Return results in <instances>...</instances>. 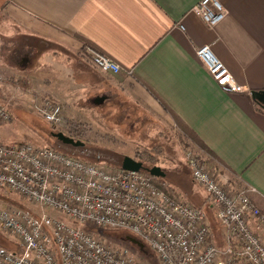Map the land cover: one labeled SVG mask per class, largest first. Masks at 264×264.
Here are the masks:
<instances>
[{
    "label": "crops",
    "instance_id": "1",
    "mask_svg": "<svg viewBox=\"0 0 264 264\" xmlns=\"http://www.w3.org/2000/svg\"><path fill=\"white\" fill-rule=\"evenodd\" d=\"M200 1L0 0V102L10 106L12 94L24 102L50 99L88 130L124 123L113 134L135 139L145 132L155 139L152 149H192L228 191L254 188L251 198L264 214V108L252 97L264 91V0H219L228 16L215 29L191 12ZM85 45L122 72L94 67ZM203 46L244 92L226 93L210 77L196 57ZM21 80L31 89L11 82ZM183 164L170 175L162 171L191 177ZM192 190L176 193L197 208L206 196L213 207L201 187ZM257 226L253 219L264 238Z\"/></svg>",
    "mask_w": 264,
    "mask_h": 264
},
{
    "label": "built area",
    "instance_id": "2",
    "mask_svg": "<svg viewBox=\"0 0 264 264\" xmlns=\"http://www.w3.org/2000/svg\"><path fill=\"white\" fill-rule=\"evenodd\" d=\"M191 12L210 29L228 16L219 0H201ZM83 54L104 73L122 72L90 45ZM196 57L224 92H244L209 46L198 48ZM34 110L58 129L69 125L64 108L50 99L35 103ZM11 118L0 102V125ZM185 160L216 210L222 246L214 243L202 208L170 196L145 172L97 166L52 148L0 142V197L17 195L39 207L33 212L0 203V229L20 247L19 252L0 248V264H151L86 232V224L132 233L161 264H264V238L251 227L255 219L264 233V214L251 198L256 190L228 191L192 149L185 151Z\"/></svg>",
    "mask_w": 264,
    "mask_h": 264
},
{
    "label": "rangeland",
    "instance_id": "3",
    "mask_svg": "<svg viewBox=\"0 0 264 264\" xmlns=\"http://www.w3.org/2000/svg\"><path fill=\"white\" fill-rule=\"evenodd\" d=\"M12 55L14 56L16 55V53ZM9 98H15V100H10L11 105L7 106L12 118L10 123L0 125V142L5 145L8 146L31 145L34 147H41V148L56 147L61 149L62 152L66 151L70 154H74V155L76 154L85 160H89V162H92V164H95L97 166L99 165L105 166L107 168H113V167L117 168L118 166H120L122 163L123 154L126 155V156L124 155V157H130L134 160L142 162L144 166L147 168L159 167L169 175L170 172L172 171L173 172L181 171L183 167H186L183 164L184 161L186 162L185 153L183 150L181 149L172 150L171 148H170L171 150H167V149L163 150L162 147H160V149L159 148L152 149L153 147L152 144L155 142V139L150 136H147L145 132L136 135L137 138L135 139H132L135 136H132L129 133L128 134L120 133L119 136L113 134L114 133L113 131L116 132L118 130H122V129L124 130V126H123L124 123L120 125L118 124L119 126H116L115 123L108 121L111 122L112 124L108 123V126L107 127L105 126L106 128H103V126L100 127L99 125H93L92 129L88 130L86 126L80 125L79 123H74L73 121L68 119L67 122L69 125L64 129H58L54 125L46 122L34 110L35 103L37 104L40 100L28 101L26 97L27 101L24 102L19 96L16 97L13 94L11 96L8 95V99ZM95 119L97 121H101L105 125L107 123L106 119H102V118L101 119L95 118ZM52 126H54L56 130ZM59 132L64 133L66 136L72 135L73 139L85 143V146L78 148L77 150H73L70 147L63 146L61 142H59L56 138H54V134ZM106 135H109L108 138L106 137ZM122 136L125 137L120 138ZM120 139L123 140L125 139L124 140L125 144H123L120 141ZM136 139L142 142L139 143L138 145L135 142L131 141ZM116 140H118L119 142H116ZM173 141L174 140H172L171 142ZM164 180L169 186L173 187V189L177 193L183 192L184 194H187L186 192H192V194H196V192L192 190L195 183L193 181L192 175L191 177L169 176L166 177ZM245 188L246 186L240 185L239 188L236 189L235 191H244ZM197 195H201V194L197 193ZM202 197H204V204L202 209L206 214L207 224L211 228L213 227L212 228L213 241L214 243L217 244L218 238L219 237L221 238L220 231L222 234V229L221 227H220V231L218 229L219 222L216 217V210L206 200V196H202ZM177 199H179L184 203H187L185 201L188 200L189 198L185 200L183 197L178 196ZM207 199H209L208 196ZM0 203L10 208H26L32 210L33 212L39 211L38 206L32 205L31 203H29V201L17 195L12 197L8 196V198L0 197ZM48 213L51 214V211H48ZM58 216L65 219V217L61 214H58ZM67 221L71 224H77L76 221H70V220ZM85 227H90L88 229L93 230L92 232L95 234L96 237L106 241V243H108L109 245L117 248H123V247L127 248L130 254L134 255L136 259L146 260L154 264H161L156 256L154 257V259L153 258L145 259L137 254L138 249L134 243L137 244L136 240H138L139 238L133 235L132 233L117 232L113 230L110 231L109 229H108L109 231H106V230H102L101 227H96L90 224H86L84 228ZM97 230L105 231L109 235L100 234L101 235L100 236L98 235ZM123 238H126L125 241H128L129 243L128 245H124L122 243ZM139 240L141 241V239ZM12 245L13 247L11 248H14V246L16 248V246H19V241L14 236L0 229V246L9 247Z\"/></svg>",
    "mask_w": 264,
    "mask_h": 264
},
{
    "label": "trees",
    "instance_id": "4",
    "mask_svg": "<svg viewBox=\"0 0 264 264\" xmlns=\"http://www.w3.org/2000/svg\"><path fill=\"white\" fill-rule=\"evenodd\" d=\"M12 82V84L15 86V87H21V88H26V89H28V90H30L31 89V86L28 84V82L27 81H23V80H21V81H11ZM256 103L258 104V107H261V105L256 101ZM50 124V123H49ZM55 130H56V128L54 127V126H52ZM68 137H71V138H73V136L72 135H68ZM62 144V143H61ZM63 145V144H62ZM63 146H65V147H70V148H72L73 150H77L78 148H74V147H71V146H66V145H63ZM52 149H54V150H56V151H58V152H61V153H63V154H65V155H68V156H71V157H75V158H78V159H80V160H83V161H86V162H89V160H85V159H83V158H81L80 156H78V155H74V154H70V153H68V152H66V151H64V152H62V150L61 149H59V148H56V147H52ZM89 163H92V162H89ZM114 168V167H113ZM117 168H120V166H118ZM148 174V173H147ZM149 175V174H148ZM155 181V183L160 187V188H162L167 194H169L170 196H172V197H176V198H178V194L176 193V191L173 189V187H171V186H169L166 182H165V180L164 179H155L154 180ZM26 209V208H25ZM219 224V223H218ZM88 228H90V227H85L84 229H85V231L86 232H88V233H91V234H94L92 231L93 230H90V229H88ZM213 228V227H212ZM102 230H106V231H109L108 229H104V228H101ZM215 229V228H214ZM218 229H219V231H220V225H218ZM213 230V229H212ZM111 231V230H110ZM113 231H117V232H126V233H129V232H127V231H124V230H113ZM102 232V233H101ZM97 233H98V235H100V234H104V235H109V234H107V232H105V231H99V230H97ZM95 235V234H94ZM101 236V235H100ZM220 236H221V231H220ZM128 239V238H127ZM138 239V238H137ZM221 239L222 238H218V240H217V244H218V246H222V243L223 242H221ZM126 240V238H123L122 239V243L124 244V245H128L129 243H128V241H125ZM131 240V239H130ZM136 240V239H135ZM137 241V244L136 243H134L135 245H136V247H137V249H138V255H140V257H142V258H145V259H149V258H153L154 259V257L156 256L155 255V253H153L152 251H151V249L149 248V246L146 244V243H144V242H142V241H140L139 239L138 240H136ZM0 247H3V246H0ZM11 247H13V245L12 246H5V247H3V248H6V249H8V250H10V251H14V252H19L20 251V247L19 246H16V248H15V246H14V248H11ZM151 264H154V263H152L151 262Z\"/></svg>",
    "mask_w": 264,
    "mask_h": 264
},
{
    "label": "water",
    "instance_id": "5",
    "mask_svg": "<svg viewBox=\"0 0 264 264\" xmlns=\"http://www.w3.org/2000/svg\"><path fill=\"white\" fill-rule=\"evenodd\" d=\"M252 97L255 101H257L261 105L262 108H264V91L252 92ZM54 138H56L59 142H61L63 145H66V146H71L74 148H81L85 146V143L81 141H76L75 139L66 136L62 132L55 133ZM120 168L126 171L145 172L156 179L166 178V174L162 171L161 168L159 167L147 168L144 166L142 162L134 160L130 157H124L120 165Z\"/></svg>",
    "mask_w": 264,
    "mask_h": 264
}]
</instances>
